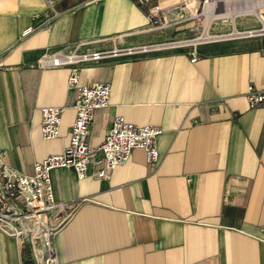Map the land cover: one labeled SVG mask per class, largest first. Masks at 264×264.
I'll list each match as a JSON object with an SVG mask.
<instances>
[{"label":"crops","instance_id":"crops-1","mask_svg":"<svg viewBox=\"0 0 264 264\" xmlns=\"http://www.w3.org/2000/svg\"><path fill=\"white\" fill-rule=\"evenodd\" d=\"M146 15L137 0H0V155L31 175L34 163L61 154L76 95L68 68L42 61L105 52L78 65L81 86L111 89L87 143L100 146L120 116L160 130L159 163L136 149L108 180L91 168L82 180L53 170L55 200L76 204L54 233L57 264H264V105L246 100L250 87L264 91V34L172 48ZM45 107L64 109L48 141ZM0 264L34 263L0 231Z\"/></svg>","mask_w":264,"mask_h":264},{"label":"built area","instance_id":"built-area-1","mask_svg":"<svg viewBox=\"0 0 264 264\" xmlns=\"http://www.w3.org/2000/svg\"><path fill=\"white\" fill-rule=\"evenodd\" d=\"M147 6V21L160 24L168 14L186 10L192 0H137ZM198 7L211 3L231 0H196ZM164 2H168L163 5ZM51 4V1H48ZM186 13V11H185ZM57 13L54 12V17ZM52 18H46L45 22ZM31 29L23 33V38L33 33ZM118 51H112L117 54ZM105 52L91 54L55 53L43 59L42 65L51 68H68L66 86L74 91V122L70 129V138L64 151L59 155L47 157L40 163H34L31 175L19 174L9 168L0 155V231L15 239L20 246L29 250V258L34 264H57L53 245L54 233L61 228L76 210L75 203L55 200L51 172L66 168L75 171L79 180L87 177L88 169L96 180H108L113 170L124 166L133 150L141 149L147 164L156 168L159 163L157 138L160 130L154 126L135 127L123 117H114L111 129L100 146L94 148L87 143L94 113L108 108L110 86L95 83L81 86L79 63L97 61L107 56ZM197 60L196 55L191 62ZM250 108L264 105V91L250 87L246 94ZM64 109L45 107L40 110V135L43 140H53L59 136L61 118Z\"/></svg>","mask_w":264,"mask_h":264},{"label":"rangeland","instance_id":"rangeland-1","mask_svg":"<svg viewBox=\"0 0 264 264\" xmlns=\"http://www.w3.org/2000/svg\"><path fill=\"white\" fill-rule=\"evenodd\" d=\"M189 4L186 13L177 11L168 14L160 24L153 25L156 28L154 31L169 37V43L164 45L179 42L191 44L201 38L203 33L225 38L233 35L234 30L240 34L264 30V0H231L206 8H192Z\"/></svg>","mask_w":264,"mask_h":264},{"label":"bare ground","instance_id":"bare-ground-1","mask_svg":"<svg viewBox=\"0 0 264 264\" xmlns=\"http://www.w3.org/2000/svg\"><path fill=\"white\" fill-rule=\"evenodd\" d=\"M193 1V0H192ZM191 1V3L189 4L190 5V7H192V8H195V7H197L198 6V2L197 1H193L192 2ZM168 2H164L163 3V5H166ZM212 4H216V3H211V4H209L208 6H206V7H209L210 5H212ZM252 5H254V1L252 2ZM188 6V5H187ZM189 7V8H190ZM205 7V8H206ZM219 18V17H218ZM263 32H264V30H262ZM206 32V31H205ZM260 32V31H259ZM255 33H258V32H250V33H243V34H240V33H238L237 31H235L234 30V33H233V35H229L228 37H225V38H231V39H233V38H240V37H249V36H247V35H250V36H253V35H255ZM236 36V37H235ZM261 36V35H260ZM224 37H222V38H219V37H212V36H210L209 34H204L203 33V36H201V38H199L198 40H196V41H194V43H191V44H198V43H200V42H206V41H209V40H216L217 41V39H223ZM215 41V42H216ZM212 42V41H211ZM173 44H175V43H172V45H170L169 47H174V48H179L180 46H177V45H173ZM200 45V44H199ZM163 47V46H162Z\"/></svg>","mask_w":264,"mask_h":264},{"label":"water","instance_id":"water-1","mask_svg":"<svg viewBox=\"0 0 264 264\" xmlns=\"http://www.w3.org/2000/svg\"><path fill=\"white\" fill-rule=\"evenodd\" d=\"M263 31H260V32H258L257 34H255V35H253V36H258V35H263ZM247 36H250V35H247Z\"/></svg>","mask_w":264,"mask_h":264}]
</instances>
